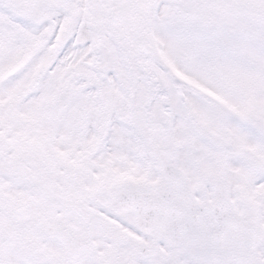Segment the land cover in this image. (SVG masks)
I'll use <instances>...</instances> for the list:
<instances>
[{"label": "snow or ice", "instance_id": "6c2138e0", "mask_svg": "<svg viewBox=\"0 0 264 264\" xmlns=\"http://www.w3.org/2000/svg\"><path fill=\"white\" fill-rule=\"evenodd\" d=\"M0 264H264V0H0Z\"/></svg>", "mask_w": 264, "mask_h": 264}]
</instances>
